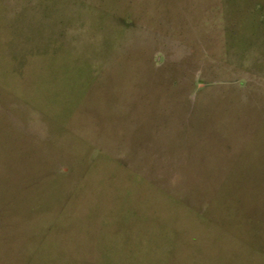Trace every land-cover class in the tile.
<instances>
[{
    "label": "rangeland",
    "instance_id": "374dc122",
    "mask_svg": "<svg viewBox=\"0 0 264 264\" xmlns=\"http://www.w3.org/2000/svg\"><path fill=\"white\" fill-rule=\"evenodd\" d=\"M0 264H264V0H0Z\"/></svg>",
    "mask_w": 264,
    "mask_h": 264
}]
</instances>
